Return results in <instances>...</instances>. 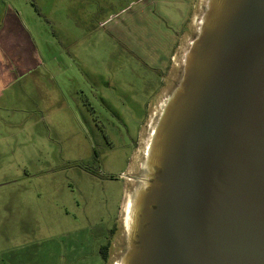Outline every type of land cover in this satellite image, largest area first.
I'll return each instance as SVG.
<instances>
[{"label":"rangeland","instance_id":"1","mask_svg":"<svg viewBox=\"0 0 264 264\" xmlns=\"http://www.w3.org/2000/svg\"><path fill=\"white\" fill-rule=\"evenodd\" d=\"M204 2L0 0V264L118 258L135 141Z\"/></svg>","mask_w":264,"mask_h":264},{"label":"water","instance_id":"2","mask_svg":"<svg viewBox=\"0 0 264 264\" xmlns=\"http://www.w3.org/2000/svg\"><path fill=\"white\" fill-rule=\"evenodd\" d=\"M113 264H264V0H205Z\"/></svg>","mask_w":264,"mask_h":264},{"label":"flooded vegetation","instance_id":"3","mask_svg":"<svg viewBox=\"0 0 264 264\" xmlns=\"http://www.w3.org/2000/svg\"><path fill=\"white\" fill-rule=\"evenodd\" d=\"M194 1H197V0H194ZM193 7V6H192ZM202 7H200V10H201ZM199 13L197 14H189V17H188V20H187V23L189 25V34H190V39L193 37V34H194V31H195V24H194V21H195V18L198 16ZM190 41V40H189ZM188 41V43H189ZM178 42H179V39L177 41V43L175 44L174 48L171 50V52L169 53V56H168V61H167V67H166V70L164 71V74L163 76H161L160 80L162 82V85H161V90H160V94L159 96L162 94V92L164 91H170V89L172 88V86L174 85L177 77H178V74H179V71H180V68H181V61H182V56L180 58L179 61H177V56H176V49L178 47ZM185 51V50H184ZM184 51L182 52V55L184 53ZM173 72V73H172ZM170 74H173L171 78H169ZM174 76V77H173ZM177 76V77H176ZM169 78L170 82L168 87L166 89H164V84H165V81H167ZM167 83V82H166ZM162 101V100H161ZM161 101L159 102V99L157 100V105L159 107ZM159 103V104H158ZM155 106L152 108V110L147 114L145 120L143 121L142 123V128L141 130L139 131V134H138V139L135 141V144H134V154L135 153H138L139 151V148H141V155L143 154V149H144V144H145V140H146V136H145V133L148 134V131H149V128H150V125L153 123L156 115H157V111H158V108H157V111L155 110ZM129 170V169H128ZM130 177H134V175H131ZM125 179L128 181L129 179L125 176ZM131 181V180H130ZM120 225H121V228H122V221L120 220ZM118 227V226H117ZM115 229V228H114ZM114 230H112L113 232ZM112 232L110 233V236H112ZM107 247L108 245L104 248V250L102 251V253L105 254V258L104 259V262L107 260Z\"/></svg>","mask_w":264,"mask_h":264},{"label":"crops","instance_id":"4","mask_svg":"<svg viewBox=\"0 0 264 264\" xmlns=\"http://www.w3.org/2000/svg\"><path fill=\"white\" fill-rule=\"evenodd\" d=\"M9 21L15 23L13 16L10 15ZM15 81V75L12 74L11 70L3 63L0 57V100L3 98L4 91L12 88Z\"/></svg>","mask_w":264,"mask_h":264},{"label":"bare ground","instance_id":"5","mask_svg":"<svg viewBox=\"0 0 264 264\" xmlns=\"http://www.w3.org/2000/svg\"><path fill=\"white\" fill-rule=\"evenodd\" d=\"M197 18V17H196ZM196 18H195V21H194V24L196 23ZM130 180V179H129ZM128 194L127 192L125 193V196H124V201H123V204H122V212L124 213V211L127 210V207H128Z\"/></svg>","mask_w":264,"mask_h":264},{"label":"trees","instance_id":"6","mask_svg":"<svg viewBox=\"0 0 264 264\" xmlns=\"http://www.w3.org/2000/svg\"><path fill=\"white\" fill-rule=\"evenodd\" d=\"M102 257L105 258V254L104 253H102Z\"/></svg>","mask_w":264,"mask_h":264}]
</instances>
